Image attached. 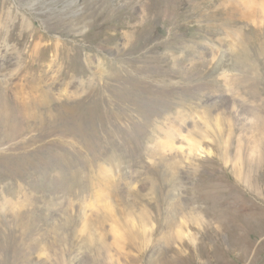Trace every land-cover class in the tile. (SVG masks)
<instances>
[{"label": "rangeland", "instance_id": "rangeland-1", "mask_svg": "<svg viewBox=\"0 0 264 264\" xmlns=\"http://www.w3.org/2000/svg\"><path fill=\"white\" fill-rule=\"evenodd\" d=\"M70 1L0 0V264H264V20Z\"/></svg>", "mask_w": 264, "mask_h": 264}, {"label": "bare ground", "instance_id": "bare-ground-1", "mask_svg": "<svg viewBox=\"0 0 264 264\" xmlns=\"http://www.w3.org/2000/svg\"><path fill=\"white\" fill-rule=\"evenodd\" d=\"M247 1V3H248V7L249 8H251V9H255V12L257 13V16H256V22L255 23H253L254 25H255V27H257L259 30L261 29V25H262V23H263V20H264V0H246ZM77 2H78V0H71L70 1V3L68 4L67 2H66V4H68V6H67V9H68V7H69V5L70 4H72V5H77ZM254 4V5H253ZM102 5V4H101ZM253 5V6H252ZM31 7V6H30ZM66 9V10H67ZM146 9V8H145ZM253 9V10H254ZM62 10V9H61ZM69 12H71V11H69ZM77 12V11H76ZM74 15H77V13L75 14L74 13ZM23 23H24V25H25V27H26V29H30V27L33 25V21H31V20H27V19H24L23 20ZM253 25V26H254ZM112 26V25H111ZM78 31V30H77ZM27 35V34H26ZM109 38V37H108ZM107 38V39H108ZM113 38V37H112ZM111 41V40H110ZM5 43V42H4ZM38 49V48H37ZM235 52V51H234ZM32 53V52H31ZM31 55V54H30ZM39 55V54H38ZM21 56V55H20ZM35 57V56H34ZM34 57H32V58H34ZM30 59V58H29ZM32 60V59H31ZM34 61V60H33ZM33 61H32V63H33ZM30 62V61H29ZM27 63V62H26ZM29 65V64H28ZM27 65V66H28ZM35 67V66H34ZM26 68V67H25ZM28 69V68H27ZM31 69V68H30ZM29 71V73H30V70H28ZM216 124H217V121H216Z\"/></svg>", "mask_w": 264, "mask_h": 264}]
</instances>
